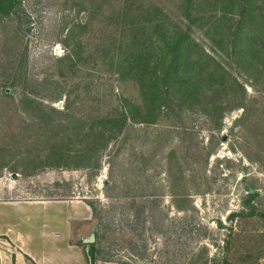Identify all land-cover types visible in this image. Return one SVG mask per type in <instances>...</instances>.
Here are the masks:
<instances>
[{"label": "rangeland", "instance_id": "1", "mask_svg": "<svg viewBox=\"0 0 264 264\" xmlns=\"http://www.w3.org/2000/svg\"><path fill=\"white\" fill-rule=\"evenodd\" d=\"M208 1L193 0L203 17L191 23L184 68L200 79L198 97L173 91L156 122H129L94 160L82 133L143 102L116 48L148 37L137 20L155 6L181 19L184 0H18L0 14V198L96 207L83 227L95 232L96 264H226L247 252L264 264V41L221 36L223 5ZM66 147L75 158L58 165L50 149ZM248 184L259 212L233 216L248 207Z\"/></svg>", "mask_w": 264, "mask_h": 264}, {"label": "trees", "instance_id": "2", "mask_svg": "<svg viewBox=\"0 0 264 264\" xmlns=\"http://www.w3.org/2000/svg\"><path fill=\"white\" fill-rule=\"evenodd\" d=\"M218 2L223 5V11H221L223 13L215 19L214 24L215 27H219L217 31L220 30L221 36H223L222 34L226 35L227 32L229 41L241 44L239 41L243 33H248L250 35L249 42L252 43L258 39L264 41L262 34L260 35L261 29H259L264 27V0L208 1L209 4H217ZM18 5V0H0V14L7 16L10 13L17 12L19 10ZM156 9H159V7L155 6L149 9L150 15L146 19L137 20L141 22L140 27L145 28L148 37L143 39V34L133 35V38L125 40L126 44H121V46L119 44L114 55L118 71L138 82L143 102L138 104V102L128 100L126 106L117 115L106 117L98 123L91 124L82 133L80 139L85 140L84 147L87 149L94 148L93 153L84 155L89 160L98 159L110 141L124 133L129 122H156L159 114L158 109L162 103L168 104L172 101L173 91L180 90L181 96L187 101L198 97L201 89V85H198L200 79L185 76L184 68L186 64H189L188 48L193 43L191 23H198L203 16L195 13L193 0H184L181 12L182 18L179 20L172 19L165 13V10ZM126 10L127 15H130L132 9L127 7ZM244 50L242 48L240 51ZM211 80L213 86H218V83L223 81L222 79L218 82V78L215 76ZM226 82L224 80V84ZM176 84H179V87H175ZM214 103H211L215 107L212 109L217 110L218 107ZM50 109L60 111L55 107H50ZM55 142V144L64 143L60 140ZM55 144L52 145L55 146ZM65 144H68V141H65ZM50 150V158L57 157L58 165L63 164L61 162L64 159L75 158V151L72 147H66L65 149L51 148ZM257 195V192H249L245 201L248 206L247 209L234 211L232 215L247 216L259 212L255 204L250 203L252 198ZM91 205L93 206V203ZM95 209L96 207H94V213H98ZM260 214L264 218V212H260ZM96 252L99 255L100 250L97 248ZM256 257L253 253L247 252L235 261L225 259V263L253 264L252 261Z\"/></svg>", "mask_w": 264, "mask_h": 264}, {"label": "crops", "instance_id": "3", "mask_svg": "<svg viewBox=\"0 0 264 264\" xmlns=\"http://www.w3.org/2000/svg\"><path fill=\"white\" fill-rule=\"evenodd\" d=\"M86 224L85 200L0 198V264H92Z\"/></svg>", "mask_w": 264, "mask_h": 264}, {"label": "water", "instance_id": "4", "mask_svg": "<svg viewBox=\"0 0 264 264\" xmlns=\"http://www.w3.org/2000/svg\"><path fill=\"white\" fill-rule=\"evenodd\" d=\"M250 193H256L258 191L257 188L253 187L251 184L247 185ZM96 235L95 232H91L90 235L85 239L87 243H90V256L92 264H95L96 258ZM137 264H149V262H141L140 260H136Z\"/></svg>", "mask_w": 264, "mask_h": 264}]
</instances>
